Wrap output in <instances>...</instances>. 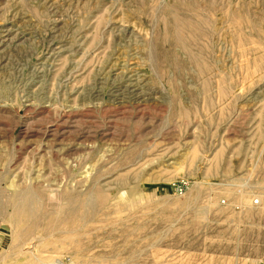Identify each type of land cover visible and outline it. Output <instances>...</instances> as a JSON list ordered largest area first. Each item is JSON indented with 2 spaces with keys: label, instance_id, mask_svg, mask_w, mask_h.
I'll use <instances>...</instances> for the list:
<instances>
[{
  "label": "rangeland",
  "instance_id": "rangeland-1",
  "mask_svg": "<svg viewBox=\"0 0 264 264\" xmlns=\"http://www.w3.org/2000/svg\"><path fill=\"white\" fill-rule=\"evenodd\" d=\"M264 264V0H0V264Z\"/></svg>",
  "mask_w": 264,
  "mask_h": 264
},
{
  "label": "bare ground",
  "instance_id": "bare-ground-1",
  "mask_svg": "<svg viewBox=\"0 0 264 264\" xmlns=\"http://www.w3.org/2000/svg\"><path fill=\"white\" fill-rule=\"evenodd\" d=\"M53 264H62L60 260L55 261Z\"/></svg>",
  "mask_w": 264,
  "mask_h": 264
}]
</instances>
